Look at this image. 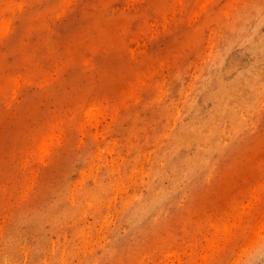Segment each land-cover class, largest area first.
Returning a JSON list of instances; mask_svg holds the SVG:
<instances>
[{
  "label": "rangeland",
  "instance_id": "374dc122",
  "mask_svg": "<svg viewBox=\"0 0 264 264\" xmlns=\"http://www.w3.org/2000/svg\"><path fill=\"white\" fill-rule=\"evenodd\" d=\"M0 264H264V0H0Z\"/></svg>",
  "mask_w": 264,
  "mask_h": 264
}]
</instances>
